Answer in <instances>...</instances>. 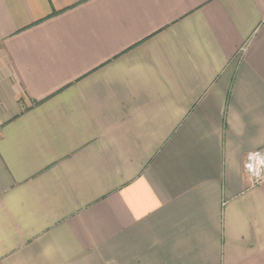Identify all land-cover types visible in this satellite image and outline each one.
Segmentation results:
<instances>
[{"label":"crops","instance_id":"1","mask_svg":"<svg viewBox=\"0 0 264 264\" xmlns=\"http://www.w3.org/2000/svg\"><path fill=\"white\" fill-rule=\"evenodd\" d=\"M264 0H0V264H264Z\"/></svg>","mask_w":264,"mask_h":264},{"label":"built area","instance_id":"2","mask_svg":"<svg viewBox=\"0 0 264 264\" xmlns=\"http://www.w3.org/2000/svg\"><path fill=\"white\" fill-rule=\"evenodd\" d=\"M245 170L254 182L264 179V148L247 156Z\"/></svg>","mask_w":264,"mask_h":264}]
</instances>
